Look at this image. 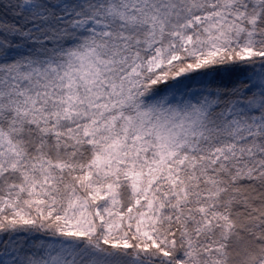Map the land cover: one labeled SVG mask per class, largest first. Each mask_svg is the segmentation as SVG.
<instances>
[{"label":"snow or ice","instance_id":"obj_1","mask_svg":"<svg viewBox=\"0 0 264 264\" xmlns=\"http://www.w3.org/2000/svg\"><path fill=\"white\" fill-rule=\"evenodd\" d=\"M0 264H264V0H0Z\"/></svg>","mask_w":264,"mask_h":264}]
</instances>
